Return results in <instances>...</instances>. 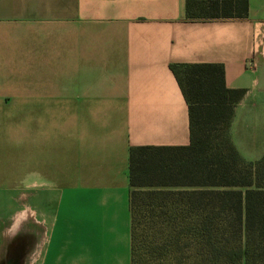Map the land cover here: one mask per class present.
Returning <instances> with one entry per match:
<instances>
[{
    "label": "crops",
    "instance_id": "0c3cea01",
    "mask_svg": "<svg viewBox=\"0 0 264 264\" xmlns=\"http://www.w3.org/2000/svg\"><path fill=\"white\" fill-rule=\"evenodd\" d=\"M248 3L192 20L186 0H0V264H131L130 149L190 145L171 65H222L246 92L231 141L262 154L264 0Z\"/></svg>",
    "mask_w": 264,
    "mask_h": 264
},
{
    "label": "trees",
    "instance_id": "16d2710c",
    "mask_svg": "<svg viewBox=\"0 0 264 264\" xmlns=\"http://www.w3.org/2000/svg\"><path fill=\"white\" fill-rule=\"evenodd\" d=\"M248 8V0H186L185 11L192 20L247 18ZM170 69L191 140L130 149L131 264H264V155L247 162L230 137L246 92L226 87L222 65Z\"/></svg>",
    "mask_w": 264,
    "mask_h": 264
},
{
    "label": "rangeland",
    "instance_id": "374dc122",
    "mask_svg": "<svg viewBox=\"0 0 264 264\" xmlns=\"http://www.w3.org/2000/svg\"><path fill=\"white\" fill-rule=\"evenodd\" d=\"M12 117H13V119H12L13 122H17L18 121L17 116H12ZM262 124L264 126V116L262 118ZM220 127H223V125H221ZM219 133H222V131H218L217 135H219ZM263 151H264V149H263ZM263 151H262V154L260 156H257L255 158H250L249 157V159H245V160L247 162H255V161L259 160L263 156V154H264ZM9 156H10V159H11L12 167H17L18 166V152H17V148L14 147L13 143L11 144V148L9 150Z\"/></svg>",
    "mask_w": 264,
    "mask_h": 264
},
{
    "label": "built area",
    "instance_id": "2783aa9c",
    "mask_svg": "<svg viewBox=\"0 0 264 264\" xmlns=\"http://www.w3.org/2000/svg\"><path fill=\"white\" fill-rule=\"evenodd\" d=\"M248 66H249V64H248ZM252 66H251V64H250V66H249V68H251Z\"/></svg>",
    "mask_w": 264,
    "mask_h": 264
}]
</instances>
